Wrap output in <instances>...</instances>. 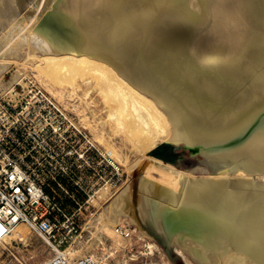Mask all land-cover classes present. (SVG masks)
Instances as JSON below:
<instances>
[{"label":"bare ground","instance_id":"bare-ground-1","mask_svg":"<svg viewBox=\"0 0 264 264\" xmlns=\"http://www.w3.org/2000/svg\"><path fill=\"white\" fill-rule=\"evenodd\" d=\"M12 64L132 176L69 253L127 247L115 227L138 210L200 264H264V0H0V76ZM168 141L208 175L145 154Z\"/></svg>","mask_w":264,"mask_h":264},{"label":"built area","instance_id":"built-area-1","mask_svg":"<svg viewBox=\"0 0 264 264\" xmlns=\"http://www.w3.org/2000/svg\"><path fill=\"white\" fill-rule=\"evenodd\" d=\"M30 94L24 105L14 86L8 98L0 94V264H110L109 255L86 252L72 255L78 227L68 200L84 191L78 182L66 186V179L86 178L95 171L92 160L97 147L93 142L76 149L81 131L64 127L57 119L61 110L40 91L27 86ZM17 223H27L52 248L51 256L28 263L10 249L5 236ZM122 236L127 228L117 225ZM81 236V235H80Z\"/></svg>","mask_w":264,"mask_h":264},{"label":"rangeland","instance_id":"rangeland-1","mask_svg":"<svg viewBox=\"0 0 264 264\" xmlns=\"http://www.w3.org/2000/svg\"><path fill=\"white\" fill-rule=\"evenodd\" d=\"M19 66L21 69L20 71L24 72L23 74H26L20 80L14 82L11 81L12 75L18 68L15 67L14 64H12L7 70H5L3 75L0 76V84L2 85V87H0L1 96L8 98L9 91L7 89H9L10 86L11 88L14 86L15 91L19 92L17 100L21 98L20 103L24 105L25 102L30 100V94L27 92L28 88L26 87L31 86L44 94L45 97L50 99L61 110L62 113L61 115L59 114L57 119H59L64 127L75 126L81 131V134L76 138L77 141L74 143L78 152L80 151L78 147L81 146L82 148L85 146L87 140L89 142L93 141L97 147L96 156L92 160V166H94L95 171L87 169L85 174L87 176L86 178L77 179L73 177L72 180L66 179L63 181L65 182L64 184L70 188L74 182H78V184L84 189V191H79V193L75 194L74 201L72 199L68 200L72 212L76 216L75 220L78 225L76 231L72 235L78 236L75 245L77 247L76 249H80L87 243L88 239L90 240L92 238V235L89 233L90 230H96L93 226L97 214L108 205L113 195L126 186L128 179L132 178V176L126 171L124 168L125 166L118 162H114L112 157L110 155L108 156L93 137L89 127L83 128L82 125L78 123L79 117L76 112H73L68 105L64 104L62 99L47 91L45 86L43 87L44 84L33 75L30 68L27 67V72L22 69V65ZM66 100H68V98H66ZM91 129L97 133L95 128L92 127ZM163 143L172 146L171 143ZM178 143L180 144L176 151L179 152V156L185 158V163H182L179 156L176 154H174L171 163L184 171L193 169V174L197 176L208 175L209 167L202 162V152L193 153L191 150H188L182 142ZM152 150L147 149L144 152L146 155H152ZM134 157V154H131V158L133 159ZM254 178H256V176H254ZM106 186L109 190L108 194L110 193L107 195L109 197H100L99 190ZM137 212L139 214L138 217L141 220V228L126 215L122 216V221L116 224L124 226L129 232V235L126 236L128 239L127 247L116 248L111 245L109 241H106L107 243L105 245L108 247V250H104L103 245L99 244L96 246L97 248L89 249L88 252L104 255L112 253L113 255H109L108 258L110 264H200L186 248L178 245L179 243L175 241L168 243L164 235L159 232L150 221L141 215L138 210ZM19 230L21 233L16 234L14 232L12 234V239L19 242L17 244L13 243L12 246H10V249L15 252H20L28 263H36L52 255V248L43 241L44 239L40 234L29 229L19 228ZM9 242L10 241L7 243Z\"/></svg>","mask_w":264,"mask_h":264},{"label":"trees","instance_id":"trees-1","mask_svg":"<svg viewBox=\"0 0 264 264\" xmlns=\"http://www.w3.org/2000/svg\"><path fill=\"white\" fill-rule=\"evenodd\" d=\"M151 154L157 158H160L164 161H173L174 158V152H173V147L166 144V143H161L158 146H156L152 151Z\"/></svg>","mask_w":264,"mask_h":264},{"label":"water","instance_id":"water-1","mask_svg":"<svg viewBox=\"0 0 264 264\" xmlns=\"http://www.w3.org/2000/svg\"><path fill=\"white\" fill-rule=\"evenodd\" d=\"M168 143H171L172 144V147H173V149H174V154H176V155H178L179 156V152H177L176 151V149H178V145L180 144V143H175V142H171V141H168ZM179 158H180V161L182 162V163H185V158H182L181 156H179Z\"/></svg>","mask_w":264,"mask_h":264}]
</instances>
